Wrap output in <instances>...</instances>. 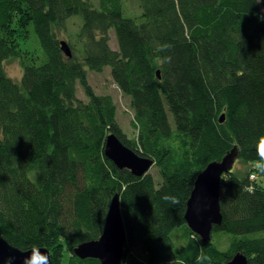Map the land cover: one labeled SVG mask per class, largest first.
I'll use <instances>...</instances> for the list:
<instances>
[{
  "label": "trees",
  "instance_id": "16d2710c",
  "mask_svg": "<svg viewBox=\"0 0 264 264\" xmlns=\"http://www.w3.org/2000/svg\"><path fill=\"white\" fill-rule=\"evenodd\" d=\"M123 3L0 0V239L44 248L51 264H100L73 248L100 237L117 195L123 263L139 250L133 264H226L237 253L264 264V188L251 178L264 135V0H137L136 16ZM29 27L40 63L19 45ZM10 61L18 81L6 73ZM107 68L130 100L132 139L112 97L88 82ZM108 134L152 160L161 182L116 168L104 156ZM232 150L241 167L221 179L222 221L212 232L228 238L222 250L184 214L197 176Z\"/></svg>",
  "mask_w": 264,
  "mask_h": 264
},
{
  "label": "water",
  "instance_id": "95a60500",
  "mask_svg": "<svg viewBox=\"0 0 264 264\" xmlns=\"http://www.w3.org/2000/svg\"><path fill=\"white\" fill-rule=\"evenodd\" d=\"M62 52L70 57V49L65 41L61 42ZM159 77V72H157ZM224 121V115L220 117ZM104 156L119 170H127L135 177L148 174L153 161L138 156L127 148L114 135L108 134L105 141ZM237 154L234 150L227 153L219 162H212L197 176L193 190L186 204L184 221L188 228L203 243L209 242L214 226H219L222 216L219 207V188L222 176L232 171ZM126 241L125 228L120 214L119 197L113 196L97 240L83 242L73 248V254L80 260L96 259L100 264H123V246ZM46 257L40 264H51L50 254L44 248L37 249ZM32 250L20 251L0 239V264H25ZM242 253L235 254L226 264H246Z\"/></svg>",
  "mask_w": 264,
  "mask_h": 264
},
{
  "label": "rangeland",
  "instance_id": "374dc122",
  "mask_svg": "<svg viewBox=\"0 0 264 264\" xmlns=\"http://www.w3.org/2000/svg\"><path fill=\"white\" fill-rule=\"evenodd\" d=\"M123 1H124L123 5H124L125 15H135L136 16L140 13L137 0H123ZM73 19L74 20H70L69 22V33L70 34L76 33L79 27L80 18L78 17V18H73ZM29 32H30L29 38L27 40H23V41L21 40L19 42V45L21 46L22 50L26 51V55L29 57L28 59H30L31 61L34 60L35 62L40 63L44 60L45 57L41 52L40 45L38 43L35 33L33 32L32 27H29ZM111 33H112L111 34L112 36L111 47L112 49L117 50L116 43L114 41V34L113 32ZM34 58L37 59V61ZM5 70H6L7 75L11 77L13 80H16V81L19 80L22 70L17 61L7 62L5 64ZM88 82L97 94H108L112 97L113 102L116 107V120L119 126L121 127L122 132L124 133L127 139L134 138L135 134L131 127L132 112L130 110V100L127 96L123 95L118 90V88L113 84L111 77H110V69L107 68L102 73H98V74L89 72ZM78 89L80 92L78 95L82 96L81 98L85 97L79 86L77 87V90ZM236 161L237 160L235 159L232 169L241 167V165L236 163ZM251 169H253V167H251ZM148 172L153 176L156 184L161 182V176H160V173H158V168L155 166V163H153L152 167L150 168ZM252 180H257V183L261 187L264 188V175L257 174V176L255 178H252ZM211 238L214 239V242L222 250L226 248L227 243H228V238H226L224 234H215V236H212V233H211ZM136 257H139L140 259L142 258V253L139 250H134L132 255L127 256L123 264H133L134 259Z\"/></svg>",
  "mask_w": 264,
  "mask_h": 264
},
{
  "label": "clouds",
  "instance_id": "9594fccd",
  "mask_svg": "<svg viewBox=\"0 0 264 264\" xmlns=\"http://www.w3.org/2000/svg\"><path fill=\"white\" fill-rule=\"evenodd\" d=\"M255 148L257 160L252 162V167L254 169L252 178H255L257 174L264 175V135H261L256 139ZM246 190L251 193L254 191V188L249 185ZM45 260L46 257L41 255L39 251L33 247L31 258L26 259L25 264H40V262Z\"/></svg>",
  "mask_w": 264,
  "mask_h": 264
},
{
  "label": "bare ground",
  "instance_id": "6f19581e",
  "mask_svg": "<svg viewBox=\"0 0 264 264\" xmlns=\"http://www.w3.org/2000/svg\"><path fill=\"white\" fill-rule=\"evenodd\" d=\"M106 141V140H105ZM187 204V203H186ZM186 212V211H185ZM185 215V214H184ZM188 227V226H187Z\"/></svg>",
  "mask_w": 264,
  "mask_h": 264
}]
</instances>
